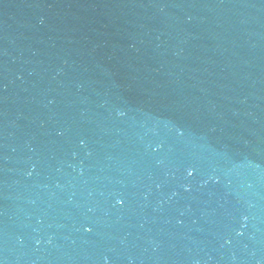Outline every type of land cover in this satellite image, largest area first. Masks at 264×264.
Listing matches in <instances>:
<instances>
[{
  "label": "water",
  "instance_id": "water-1",
  "mask_svg": "<svg viewBox=\"0 0 264 264\" xmlns=\"http://www.w3.org/2000/svg\"><path fill=\"white\" fill-rule=\"evenodd\" d=\"M0 264H264V0H0Z\"/></svg>",
  "mask_w": 264,
  "mask_h": 264
}]
</instances>
